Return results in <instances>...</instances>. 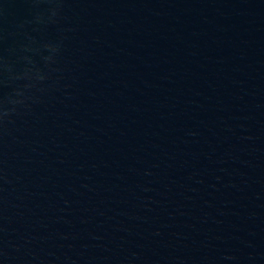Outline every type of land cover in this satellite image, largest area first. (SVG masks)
I'll use <instances>...</instances> for the list:
<instances>
[{
    "label": "water",
    "instance_id": "obj_1",
    "mask_svg": "<svg viewBox=\"0 0 264 264\" xmlns=\"http://www.w3.org/2000/svg\"><path fill=\"white\" fill-rule=\"evenodd\" d=\"M166 0H0V264H129Z\"/></svg>",
    "mask_w": 264,
    "mask_h": 264
}]
</instances>
